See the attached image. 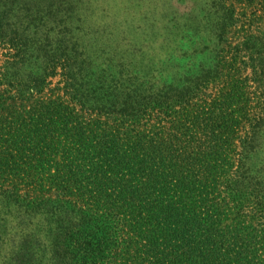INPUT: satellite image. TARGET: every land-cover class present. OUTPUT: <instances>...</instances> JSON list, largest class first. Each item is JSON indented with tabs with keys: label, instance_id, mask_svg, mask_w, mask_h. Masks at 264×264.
Listing matches in <instances>:
<instances>
[{
	"label": "trees",
	"instance_id": "trees-1",
	"mask_svg": "<svg viewBox=\"0 0 264 264\" xmlns=\"http://www.w3.org/2000/svg\"><path fill=\"white\" fill-rule=\"evenodd\" d=\"M87 3L0 0V264H264V28L151 25L182 71L89 41Z\"/></svg>",
	"mask_w": 264,
	"mask_h": 264
},
{
	"label": "rangeland",
	"instance_id": "rangeland-1",
	"mask_svg": "<svg viewBox=\"0 0 264 264\" xmlns=\"http://www.w3.org/2000/svg\"><path fill=\"white\" fill-rule=\"evenodd\" d=\"M234 1L241 10V20L244 23L253 22L255 28H264V0ZM208 3L209 0H89V3L84 4L80 10L82 22L79 24L81 29L89 34L87 37L89 41L93 43L102 41L108 44L112 53L116 55L141 52L139 54L144 58L152 57L155 63L159 61L158 59L173 55L182 66V71H188L189 68L194 70L198 64L197 60L199 62L201 57L191 63L185 58L187 48L179 41L177 42L181 46L180 49L176 50L175 46L170 45L169 52L162 50L163 39L157 36L154 38L155 33L151 25H156L157 32L159 26L167 25L174 17H178L180 25H183L185 12L191 9L198 12L207 8ZM74 24L77 26L78 23L74 22ZM179 54L184 56L185 60H179ZM4 60L0 48V66L3 65ZM101 62L102 60H96V64Z\"/></svg>",
	"mask_w": 264,
	"mask_h": 264
}]
</instances>
